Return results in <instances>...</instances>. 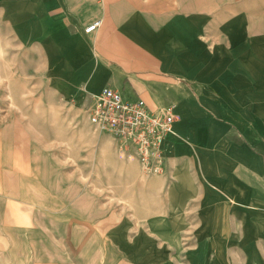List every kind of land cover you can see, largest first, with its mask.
Masks as SVG:
<instances>
[{"label":"crops","instance_id":"crops-1","mask_svg":"<svg viewBox=\"0 0 264 264\" xmlns=\"http://www.w3.org/2000/svg\"><path fill=\"white\" fill-rule=\"evenodd\" d=\"M207 1L212 5L200 0H0V36L22 37L30 46L33 68L37 74L43 70L41 82L48 86L43 100L89 105L93 95L112 88L125 99L143 100L152 111L173 109L177 120L163 145L165 170L156 175L120 156L115 138L99 133L87 111L95 164L110 172L106 178L122 184L121 192H226L246 197L247 192H264V142L258 124L241 119L253 112L242 108L246 91L236 87L235 68L246 63L249 52L262 63L263 56L257 44L248 45L247 26H227L229 5L215 8V0ZM96 21L101 22L98 29L86 33ZM261 32L254 30L253 38L258 40ZM232 37L239 38V44ZM40 115L23 109L0 131V160L5 149L17 195L24 176L33 182L53 178L49 152L57 144L55 120L52 129L39 125V119L29 120ZM6 174L8 169L0 170L2 192ZM55 189L49 188L48 194L55 196ZM146 214L140 218L152 216Z\"/></svg>","mask_w":264,"mask_h":264},{"label":"rangeland","instance_id":"rangeland-1","mask_svg":"<svg viewBox=\"0 0 264 264\" xmlns=\"http://www.w3.org/2000/svg\"><path fill=\"white\" fill-rule=\"evenodd\" d=\"M215 2V8L232 5L227 6L232 10L227 26H247L248 45L257 44L263 56L262 63L249 52L246 63L242 61L241 68L237 63L235 69L236 87L246 91L242 108L253 112L241 119L258 124L264 142V0ZM254 30L262 31L258 40ZM231 40L239 44V38ZM29 47L22 37L0 36V131L23 109L40 111L29 120L39 119V125L50 129L54 119L57 144L49 152L53 178L33 182L24 176L17 195L15 175L9 171L13 166L6 163L9 156L2 149L0 170L8 169L9 179L6 190L0 191V264H264V192H247L246 197L226 192H121L122 184L106 178L110 172L95 164L88 105L43 100L48 86L41 82L43 70L37 74L33 68ZM259 112L263 114L255 116ZM53 187L56 194L50 196ZM144 211L152 216L140 218Z\"/></svg>","mask_w":264,"mask_h":264},{"label":"built area","instance_id":"built-area-1","mask_svg":"<svg viewBox=\"0 0 264 264\" xmlns=\"http://www.w3.org/2000/svg\"><path fill=\"white\" fill-rule=\"evenodd\" d=\"M100 23L94 22L86 33L97 30ZM88 112L99 133L115 138L120 156L138 161L148 175L163 174V145L177 120L172 108L152 111L141 99L128 100L119 91L105 88L92 96Z\"/></svg>","mask_w":264,"mask_h":264}]
</instances>
